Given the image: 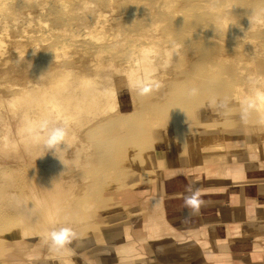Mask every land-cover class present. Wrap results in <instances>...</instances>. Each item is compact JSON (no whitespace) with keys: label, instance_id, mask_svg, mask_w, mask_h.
Instances as JSON below:
<instances>
[{"label":"bare ground","instance_id":"bare-ground-1","mask_svg":"<svg viewBox=\"0 0 264 264\" xmlns=\"http://www.w3.org/2000/svg\"><path fill=\"white\" fill-rule=\"evenodd\" d=\"M262 10L264 0H0V256L8 257L0 264H19L11 238L34 242L65 226L79 238L96 232L85 230L96 202L107 207L108 200L107 215L123 219L119 201L101 191L123 188L130 165L165 167L158 150L167 141L173 157L184 155L176 146H187L192 125L204 126L188 142L196 150L227 151L224 128L261 133ZM145 80L158 85L146 95L135 87ZM249 101L254 107L242 119ZM45 119L70 126L72 147L56 153L63 163L36 131ZM260 148L247 156H263ZM107 236L118 243L96 251L139 254L131 234ZM44 244L43 253L29 244L20 264H76L81 252Z\"/></svg>","mask_w":264,"mask_h":264},{"label":"crops","instance_id":"crops-1","mask_svg":"<svg viewBox=\"0 0 264 264\" xmlns=\"http://www.w3.org/2000/svg\"><path fill=\"white\" fill-rule=\"evenodd\" d=\"M247 159L191 165L183 157L134 185L136 175H124L121 182L133 187L121 204L135 213L129 219L139 254L111 256L116 262L107 264H264V157ZM190 186L204 201L195 215L184 203ZM93 258L107 259L100 251Z\"/></svg>","mask_w":264,"mask_h":264},{"label":"rangeland","instance_id":"rangeland-1","mask_svg":"<svg viewBox=\"0 0 264 264\" xmlns=\"http://www.w3.org/2000/svg\"><path fill=\"white\" fill-rule=\"evenodd\" d=\"M253 120L254 123H256V120L252 117L251 118ZM204 126L198 125V126H193L190 128V131H188L185 134V140H188L186 142L187 146H185V148L181 145V144H177V150L182 151V154L185 153H192V158H187V156L185 155H180L179 157H173L171 150L173 149L172 145H175L173 142H168V149H164L163 151H160V149L158 150L160 153L163 154V159L167 160L166 161V165L167 166H172L174 164H176V162L180 159V158H185L191 165H203L206 162H210V161H215V162H222V163H228V162H239V161H243L242 159L245 158V156L247 157V154H251L253 153V150L255 149L257 143H259V145L261 146L260 149H264V130L261 133H254L253 131H247L245 129H242L240 127H230V128H224L222 130V133L224 136H226V143L228 146V150L224 151L223 147H220L218 145H215L214 147L208 146V145H202L199 144L198 146V150H196V146L194 143L192 142L190 144H188V142L190 140H193L195 137H198L200 135V132L203 129ZM237 130V131H236ZM234 131L238 132L235 136H237L236 138H234L232 135V133H235ZM232 134V135H229ZM207 134L202 133L201 135V141L205 142L208 141V135ZM230 138V139H229ZM173 143V144H172ZM182 143V141H181ZM250 144V148L247 147L246 144ZM183 144V143H182ZM182 146V147H181ZM181 153V152H180ZM237 154L236 158L231 160L230 158H232V156L230 154ZM129 152L127 151L124 155H128ZM209 154V155H207ZM220 155V161L215 160V155ZM258 154V153H257ZM122 155V154H121ZM245 155V156H244ZM116 157V155H114ZM130 156V155H128ZM261 156V155H258ZM257 156V157H258ZM205 157H209V158H205ZM256 157V158H257ZM264 157V155H263ZM162 159V161H163ZM226 161V162H225ZM154 163V161L152 162ZM151 162H148L147 165H150ZM163 164V162H162ZM165 165V163H164ZM165 165V167H167ZM156 169V168H155ZM154 168H152L151 166H149L147 169H145L143 172L138 171L139 167L137 165H130L129 167V171L128 172H132L131 175L128 176H133L136 175L133 179H131V181H129L130 185H134V182L137 181H141L144 176L147 173H151L155 170ZM142 171V170H141ZM145 174V175H144ZM146 177V176H145ZM133 187V186H132ZM129 186H124L123 188H119V189H107V190H102L100 193V196H102L104 199L105 197H110L112 200L116 199L115 197L118 195L119 196V210H121V212H125V215H127L128 217L123 218V219H118L115 217V219L111 216H108L107 213L111 211L112 206L107 202L108 200H106L107 203V207H101V205L96 202V204H94V208H92L90 210L91 213V217L89 220L90 223H87L85 225V230L90 228L91 230L97 228V231L94 232L88 236L84 235L82 238L77 237V239L75 241H73V246L76 249H79L81 252L77 255V256H73L74 257V261L76 264H85L83 263L84 260L85 261H89L90 264H96L95 263V259L93 258L94 256V252L96 251V247L97 245H100V247H104L106 244H111V243H118L117 241H115V239H113L111 241V238H109L107 235L108 233H117L119 234V236L121 234L124 233L127 234H131L133 236L132 233V225L130 223V216L133 218V216L135 215L134 212H129L128 206H123L121 203L125 202V199H123L121 197V193L128 190V188H132ZM120 193V194H119ZM114 201V200H113ZM117 210V211H119ZM139 212H137L138 214ZM104 223H103V222ZM116 221V222H114ZM103 224H102V223ZM108 222V223H107ZM110 222V223H109ZM107 223V224H106ZM103 225V226H102ZM117 225V226H116ZM105 226V227H104ZM112 226V227H111ZM18 241H15V239L11 238L9 240V247H8V251L10 252V254L12 255L13 258L19 259V264L22 263L23 261H28L26 259L25 254H23L24 251H27V247L29 244L35 243L39 246L41 253H43L45 251V239L44 237H38L36 241L34 242H30L27 239H17ZM115 245V244H113ZM99 247V248H100ZM8 252V253H9ZM3 253V252H1ZM103 254L105 257H111L109 255V253L104 250ZM118 253H116L114 256L117 259ZM2 256H0V261H7L8 257L4 256V259L1 258ZM80 257L82 258L80 260ZM15 259V260H16ZM83 260V261H82ZM1 261V262H2ZM8 262V261H7ZM9 264V263H7ZM55 264V263H53Z\"/></svg>","mask_w":264,"mask_h":264},{"label":"clouds","instance_id":"clouds-1","mask_svg":"<svg viewBox=\"0 0 264 264\" xmlns=\"http://www.w3.org/2000/svg\"><path fill=\"white\" fill-rule=\"evenodd\" d=\"M254 15H257L259 17L260 13H254ZM235 25L240 27L239 24ZM241 31H243L242 27ZM35 54L36 53L34 51L33 55ZM135 87L139 90L141 94L146 95L150 93L154 87H158V85H154L153 82L145 80L142 82H137L135 84ZM191 91L192 93H195L196 89H192ZM220 106L222 108H226L227 104L223 103ZM253 107L254 102H247L242 112V119H247L249 110ZM36 131L39 135V138L42 139L44 147L47 149L46 153L51 152L52 155L57 157L58 159L59 157L56 155L58 151H64L72 147V145L69 143L71 129L67 123L45 119L40 122L39 128ZM62 144L65 145L64 148H61ZM187 191L189 194L184 197L185 207L191 210V214H198L200 207L204 203V201L201 199V191L199 189H194L192 186H190ZM44 239L46 242H50V247L54 252L64 253L66 251L71 250L70 246L73 241L77 239V233L71 227L65 226L48 231Z\"/></svg>","mask_w":264,"mask_h":264}]
</instances>
